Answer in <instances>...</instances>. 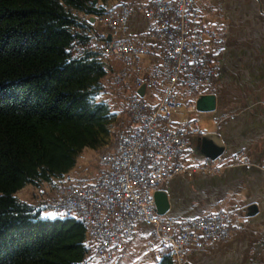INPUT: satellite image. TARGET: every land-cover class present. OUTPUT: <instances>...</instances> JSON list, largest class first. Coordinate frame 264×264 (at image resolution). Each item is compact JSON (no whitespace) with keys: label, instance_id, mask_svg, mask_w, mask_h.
<instances>
[{"label":"built area","instance_id":"obj_1","mask_svg":"<svg viewBox=\"0 0 264 264\" xmlns=\"http://www.w3.org/2000/svg\"><path fill=\"white\" fill-rule=\"evenodd\" d=\"M136 10L147 20L140 34L128 30ZM95 19L105 28L97 51L112 50L120 61L111 80L129 92L123 100L127 120L111 147L98 154L96 171L67 180L47 195V205L56 215L84 221L90 257L111 259L135 237L141 222L146 248H163L182 264L191 249L225 239L234 227L230 211L177 219L157 214L152 199L163 182L193 172L179 158L189 137L204 133L191 116L193 101L214 74L224 26L202 19L194 0H121ZM220 158H207L202 165L215 171L231 162L264 170V164L241 153L224 162Z\"/></svg>","mask_w":264,"mask_h":264},{"label":"trees","instance_id":"obj_2","mask_svg":"<svg viewBox=\"0 0 264 264\" xmlns=\"http://www.w3.org/2000/svg\"><path fill=\"white\" fill-rule=\"evenodd\" d=\"M110 7L0 0V264H87L81 220L42 215L12 193L63 175L81 148L109 133L111 113L97 97L110 67L93 49L103 36L84 15ZM151 249L153 264H174Z\"/></svg>","mask_w":264,"mask_h":264},{"label":"crops","instance_id":"obj_3","mask_svg":"<svg viewBox=\"0 0 264 264\" xmlns=\"http://www.w3.org/2000/svg\"><path fill=\"white\" fill-rule=\"evenodd\" d=\"M195 2L202 6V19L225 29L215 57V73L200 92L212 95V107L204 108L203 101L202 107L194 106L191 112L197 122L201 117L209 121L208 126L199 129L215 131L219 146L216 148L212 142L209 152H205L200 145L201 134L189 137L179 161L192 166L193 172L190 176L179 174L158 186L167 200L160 214L180 219L218 209L231 212L234 227L230 234L203 248L191 249L184 263L264 264V170L231 162L215 171L202 165L207 158L220 156V162H224L237 153L264 164V0ZM146 22L141 11H134L128 19L129 32L140 34ZM103 32L102 28L99 35ZM203 111L207 113H200ZM146 238V226L138 222L137 233L126 244L117 264H153L158 256L146 248Z\"/></svg>","mask_w":264,"mask_h":264},{"label":"rangeland","instance_id":"obj_4","mask_svg":"<svg viewBox=\"0 0 264 264\" xmlns=\"http://www.w3.org/2000/svg\"><path fill=\"white\" fill-rule=\"evenodd\" d=\"M109 4H110L109 6L111 7H114L116 5L114 3H109ZM199 8H200V12H202L201 5H199ZM90 23L92 24V27L96 32L98 30L99 33L102 32L103 27L97 22V20L95 19V15H92V20L90 21ZM103 29L105 31V28ZM101 43H102L101 39L98 40V42L96 41L97 47L93 49L97 50L100 47ZM102 58L103 60H105L107 66H109L110 69H109L108 77H106L103 80V88L97 98L104 100L109 107V112L111 113V115L109 116L110 121L108 123L109 133L106 134L104 138L101 140V142L98 143L96 146L94 147L85 146L81 148L76 154L74 165L69 169V171H67L63 175L59 177H52L49 181L46 182H40L38 186H34L30 183H26L12 193L17 198L24 200L26 202H31V204L35 205L37 208H40V210L42 211V215L45 213L49 215L53 214L52 209L49 207V205H47L48 194L55 192L57 189L62 187L69 179L79 178L81 176H89L96 171V169L98 168V162H97L98 154L102 151L108 150L111 147L117 130L122 125H124V123L127 120V115L123 109V100L124 97H126V95L129 92L125 86L115 87L111 80V74L113 73L115 68L119 67L120 61L117 57H114L113 55L109 56V54L102 55ZM200 113L204 114L207 113V111H203ZM113 118H117V120L118 119L119 120L113 122ZM208 122L209 121L207 119L201 117L198 123L200 127H205L208 126ZM85 242L86 240H84V243ZM128 242H126L123 248L119 250L111 259L106 261L88 256L90 252L89 251L90 246H89L88 254L86 253L87 256L85 255L84 259H86L87 264H96V263L117 264L123 252V249L125 248Z\"/></svg>","mask_w":264,"mask_h":264},{"label":"water","instance_id":"obj_5","mask_svg":"<svg viewBox=\"0 0 264 264\" xmlns=\"http://www.w3.org/2000/svg\"><path fill=\"white\" fill-rule=\"evenodd\" d=\"M96 0H91L92 3H94ZM87 20L90 22L92 20V15H90ZM108 36H106V39ZM143 91V84L141 83L137 88L136 92L141 95ZM205 101L206 104L204 108H211L212 106V95L209 93H198L196 95L195 101H194V106L196 108L202 107L201 103ZM214 142V146L218 148V134L215 131H210V132H204L200 136V145L201 149L205 152H209L210 144ZM152 197H153V203L155 207V212L160 214L163 213L166 206H167V200H166V194L162 189H155L152 192ZM184 264H188L185 262Z\"/></svg>","mask_w":264,"mask_h":264},{"label":"bare ground","instance_id":"obj_6","mask_svg":"<svg viewBox=\"0 0 264 264\" xmlns=\"http://www.w3.org/2000/svg\"><path fill=\"white\" fill-rule=\"evenodd\" d=\"M106 54H109V56L110 55H113V51L112 50H103V53H102V55H106ZM213 77V76H212ZM211 77V78H212ZM210 78V79H211ZM209 82V81H208ZM152 199H153V197H152ZM153 205H154V203H153ZM53 213V212H52ZM54 214V213H53ZM53 214H51V215H53ZM54 215H56V214H54ZM56 216H62V217H73V218H77V219H80L83 223H84V221L81 219V218H78L77 216H63V215H56ZM85 240H86V245H87V247H89L90 246V244H89V242L87 241L88 240V232H85ZM90 249V248H89ZM90 251V250H89ZM168 254V253H167ZM185 260V259H184ZM184 260H183V262H182V264L184 263ZM173 261L175 262V264H179V262H178V258H173Z\"/></svg>","mask_w":264,"mask_h":264},{"label":"flooded vegetation","instance_id":"obj_7","mask_svg":"<svg viewBox=\"0 0 264 264\" xmlns=\"http://www.w3.org/2000/svg\"><path fill=\"white\" fill-rule=\"evenodd\" d=\"M214 73H215V71H214ZM214 75V74H213Z\"/></svg>","mask_w":264,"mask_h":264}]
</instances>
